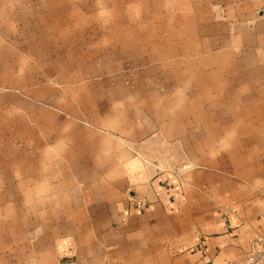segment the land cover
<instances>
[{"label":"crops","instance_id":"1","mask_svg":"<svg viewBox=\"0 0 264 264\" xmlns=\"http://www.w3.org/2000/svg\"><path fill=\"white\" fill-rule=\"evenodd\" d=\"M261 234L264 0H0V264H246Z\"/></svg>","mask_w":264,"mask_h":264},{"label":"rangeland","instance_id":"2","mask_svg":"<svg viewBox=\"0 0 264 264\" xmlns=\"http://www.w3.org/2000/svg\"><path fill=\"white\" fill-rule=\"evenodd\" d=\"M39 91H45L47 85L45 83H37L34 85L23 84V90L31 91L34 87ZM137 161H141L143 164L149 165L154 170H163V169H177L178 167L187 166L180 163V156L182 159H185L187 152L185 149L176 148L174 146H166L164 148L159 147L154 144L151 147H138L135 148ZM181 159V160H182ZM136 163V162H135ZM140 165V164H139ZM191 166V165H188Z\"/></svg>","mask_w":264,"mask_h":264},{"label":"built area","instance_id":"3","mask_svg":"<svg viewBox=\"0 0 264 264\" xmlns=\"http://www.w3.org/2000/svg\"><path fill=\"white\" fill-rule=\"evenodd\" d=\"M135 203L138 206L147 204V202L142 199H137ZM246 264H264V234L256 236L253 240L247 255Z\"/></svg>","mask_w":264,"mask_h":264}]
</instances>
